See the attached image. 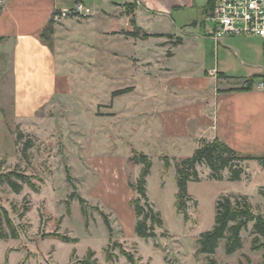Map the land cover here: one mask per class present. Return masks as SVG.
<instances>
[{
  "label": "rangeland",
  "instance_id": "rangeland-1",
  "mask_svg": "<svg viewBox=\"0 0 264 264\" xmlns=\"http://www.w3.org/2000/svg\"><path fill=\"white\" fill-rule=\"evenodd\" d=\"M205 22L208 27L213 26L210 21ZM147 24L148 28L155 30L159 22L152 20ZM84 30L80 27L62 41V50L75 67L80 66L77 65L79 61L92 55L79 39ZM185 35L186 42L174 49V57L165 61L174 75H204L213 67L233 73L230 71L235 70L234 65L224 69L223 59L234 63L229 56H224V44H220L222 48L218 55L216 40L205 36L204 28L190 29ZM120 49L129 52L131 47L120 43ZM103 61L106 63L104 71L76 70L81 79L89 80L83 82L94 85L93 88L89 85L84 87L89 93L76 88L71 98L55 102L38 119L20 121L5 117L3 120L0 115V174L24 172L40 186V191L36 192L26 184L20 193H16L7 182L0 181V231L9 235L6 239L0 238V264H21L24 260L26 264H83L89 249L95 251L91 260L97 259L99 264H128L118 247L113 250L117 255L115 261L106 260L105 248L110 244L111 235L102 214L110 221L112 239L133 252L137 264H208L203 254H197V238L213 227L216 200L222 194L247 195L254 212L264 216V195L261 193V190L264 192V171L258 173L252 166L254 179L251 181L249 177L242 182L229 181L227 172L224 180L217 181L211 180L209 169L201 166L202 180L188 184L192 200L188 203L189 219L186 221L176 207L175 159L192 152L185 146L176 147L180 144L177 141L161 139L156 126L149 127L141 122L139 116L136 117L143 108L150 107L139 96L149 90L152 78L142 68L132 66L126 58L114 63ZM131 80L135 81L139 92L121 99L120 103L127 107L115 125L107 127L109 132L92 128L95 115H112L109 91L128 85ZM95 95L104 100L96 103ZM8 104L4 102V105ZM20 132L24 137L18 140ZM26 140H32L33 147L25 153ZM132 148L137 151L128 157ZM142 150L149 154L153 163L147 178L148 195L164 221L162 227L156 228L157 237L148 240L134 233L129 213L133 206L126 203L128 193L121 180L124 175V171L121 172L123 158L127 157V185L137 180L142 164L132 158ZM88 155L95 159L106 158L104 162L110 160L103 169V176L89 167ZM163 155H169L171 161L166 172ZM100 177L104 179L101 184ZM79 197L85 200L84 203ZM135 197L133 190L132 198ZM83 207L87 216L82 212ZM9 220L18 232L17 238L12 237ZM252 226L250 223L242 232L244 243L241 249L228 255L222 241L215 254L216 259L225 264H264V247L252 249ZM65 235L78 238V242L63 241ZM258 244L264 245V237Z\"/></svg>",
  "mask_w": 264,
  "mask_h": 264
},
{
  "label": "crops",
  "instance_id": "crops-1",
  "mask_svg": "<svg viewBox=\"0 0 264 264\" xmlns=\"http://www.w3.org/2000/svg\"><path fill=\"white\" fill-rule=\"evenodd\" d=\"M86 1L91 7L94 5V14L84 19L70 16L55 25L53 44L49 46L43 40L42 32L53 12L73 7L76 0H0V115L3 120L5 117L20 121L40 118L41 113L51 109L55 102L71 98L76 88H81L84 93H89L84 87L93 88V84L83 82L89 80L81 79L77 69L104 71L106 63L103 60L114 63L126 58L132 66L142 68L152 78L149 90L139 96L150 107L143 108L136 117L149 127L156 126L161 139L179 142L175 146L179 149L185 146L191 155L202 139L214 138L243 155H264V89L256 87L264 80L263 38L242 34L225 36L219 43L216 41L218 55L222 48L220 44H224V56L234 61L223 59L225 70L234 65L232 74L213 67L204 75H174L165 61L174 57V49L186 42L185 32L204 28L205 36L212 38L214 26L208 27L205 22L211 11L210 0ZM132 20L152 36H127L124 32L134 29ZM152 20L159 22L155 30L147 27ZM80 27L85 29L79 35L81 44L92 55L79 61V68L64 54L62 41ZM178 38H182L181 43H176ZM120 43L128 44L131 50L120 49ZM124 88L132 89L113 96L114 91ZM138 89L131 80L128 85L109 91L112 115H95L92 128L109 132L107 127L115 125L127 107L120 103L121 99L131 97L139 92ZM95 96L96 103L104 100ZM4 102L9 104L4 105ZM135 151L132 148L128 157ZM164 156L169 155L162 158ZM182 156L187 157L180 155V158ZM128 157L121 161V172L124 171L121 180L128 193L126 203L131 206L133 189L127 185ZM98 158L88 155L87 163L103 176V169L110 160L104 162L106 158ZM245 165L247 174L235 182L247 180L246 177L253 180L252 166L258 173L264 171L256 160L247 161ZM103 180L100 177V184ZM129 213L135 228L133 207L129 208Z\"/></svg>",
  "mask_w": 264,
  "mask_h": 264
},
{
  "label": "trees",
  "instance_id": "trees-1",
  "mask_svg": "<svg viewBox=\"0 0 264 264\" xmlns=\"http://www.w3.org/2000/svg\"><path fill=\"white\" fill-rule=\"evenodd\" d=\"M212 3V0H210ZM212 7V4H211ZM134 29L125 31L127 36L148 38L152 36L139 28L135 21L132 20ZM55 32V24L53 19L45 26L42 32V38L49 46H52L53 34ZM182 38H178L176 43H181ZM132 88L119 89L113 92V96L124 94ZM24 137V133L18 134V140ZM33 147L32 140H26L24 144V152L26 153ZM138 164H142L140 175L135 182H131L130 186L136 192V197L131 200V205L135 211V233L143 239H151L157 237L156 228L162 227L164 224L161 212L155 208L154 203L148 195L147 178L151 173L152 159L147 154L140 152L135 153L133 158ZM256 160L264 168V155L251 156L243 155L231 148L225 142L214 138L213 140L202 139L199 147L191 156L175 159L176 181L178 191L176 194V207L178 212L182 213L187 221L189 219L187 208L188 203L192 200V196L188 191L189 182H199L202 180L200 167L204 166L209 169V178L211 180L222 181L225 179V172L228 173L229 181H240L247 174L246 162ZM164 171L166 172L171 166L169 156L163 157ZM70 179V176H68ZM0 181L7 182L10 188L20 193L24 185L32 187L36 192L40 191V186L32 181V177L24 172L10 171L0 174ZM261 193L264 195L263 190ZM71 197H74L73 194ZM84 203L82 197L78 198ZM70 210V209H69ZM82 212L87 216V211L83 207ZM104 222L110 233V244L105 248L106 260L115 261L117 255L113 252L115 248H120L121 253L126 256L128 264H137V258L134 253L127 251L122 247L121 242L112 239V226L105 214ZM12 227V237L17 238L18 232L14 229L13 223L9 220ZM252 223L251 234L254 235L252 240V249L259 250L264 247L258 244L261 237H264V216L257 215L252 203L247 195H220L215 205V222L211 229L202 232L197 238V254H203L208 264H225L218 261L215 257L217 249L222 241H224L225 252L228 255L236 253L243 247L242 232L246 231ZM9 235L0 231V238L6 239ZM63 241L78 242V238L63 237ZM95 255L93 249H89L87 258L82 260L83 264H99L97 259L91 260ZM21 264H26L24 260Z\"/></svg>",
  "mask_w": 264,
  "mask_h": 264
},
{
  "label": "built area",
  "instance_id": "built-area-1",
  "mask_svg": "<svg viewBox=\"0 0 264 264\" xmlns=\"http://www.w3.org/2000/svg\"><path fill=\"white\" fill-rule=\"evenodd\" d=\"M94 9L86 0H76L71 8H61L53 12L54 24L70 16L89 17ZM214 28L211 36L218 43L225 36L249 34L264 39V0H212L211 11L207 16ZM264 89V80L257 83Z\"/></svg>",
  "mask_w": 264,
  "mask_h": 264
}]
</instances>
